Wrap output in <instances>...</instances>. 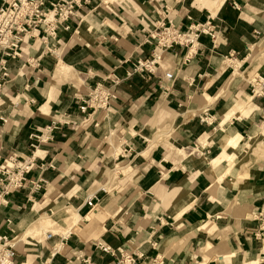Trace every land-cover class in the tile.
Here are the masks:
<instances>
[{"label": "crops", "instance_id": "crops-1", "mask_svg": "<svg viewBox=\"0 0 264 264\" xmlns=\"http://www.w3.org/2000/svg\"><path fill=\"white\" fill-rule=\"evenodd\" d=\"M212 1L80 0L56 39L33 31L20 58L0 54V234L15 241L66 208L81 217L21 239L17 264H115L119 250L144 264H264V0ZM207 22L215 41L159 45L163 27ZM156 55L150 78L128 76ZM115 77L110 121L87 119L82 100ZM9 162L33 168L6 195Z\"/></svg>", "mask_w": 264, "mask_h": 264}, {"label": "built area", "instance_id": "built-area-1", "mask_svg": "<svg viewBox=\"0 0 264 264\" xmlns=\"http://www.w3.org/2000/svg\"><path fill=\"white\" fill-rule=\"evenodd\" d=\"M0 54L6 55V58L18 59L22 53V44L24 38L33 31H40L43 33L42 39H56L58 30L61 26L68 24L77 17L76 6L80 4V0H58L57 2L48 0H0ZM47 5L50 9H46ZM53 15L50 17V15ZM69 29V26H66ZM219 29L211 22L204 24L192 25L186 32L172 27H163L159 34V45L168 47L173 45L189 46L193 49L195 43L199 40L202 34H207L215 41ZM159 55L154 56L152 60H141L134 65L133 71L128 76L139 74L150 78L160 66ZM7 64V62H6ZM7 71V68L3 67ZM7 75V74H6ZM165 78L170 81L173 79L171 73H167ZM120 84L118 78L111 80L109 86L98 85L90 95L82 100L83 105L80 107L83 114H86L87 119L98 116V111L103 112L107 118L111 111L113 101L116 99L114 93L115 87ZM256 86L264 90V78L256 80ZM257 93V91H256ZM94 110L92 113L90 110ZM49 132V131H48ZM40 141V137L36 138ZM11 163H16V158H12ZM14 165V164H13ZM33 168L31 162L20 164L15 168V173L9 179L8 185L3 191V194H9L12 188L22 187L23 180L19 176L30 171ZM11 185V186H10ZM2 197V196H1ZM87 204L93 209L94 199L90 197ZM7 236L0 234V264H17L15 261L16 248ZM99 248L106 254L115 255L116 251L110 246L101 244ZM60 250L56 249L57 254ZM120 257L115 264H144L138 263L139 257L127 253L125 251H117ZM86 264H92L90 259L84 260ZM20 264H29L23 262Z\"/></svg>", "mask_w": 264, "mask_h": 264}, {"label": "rangeland", "instance_id": "rangeland-1", "mask_svg": "<svg viewBox=\"0 0 264 264\" xmlns=\"http://www.w3.org/2000/svg\"><path fill=\"white\" fill-rule=\"evenodd\" d=\"M49 1V0H48ZM47 7H49V9H50V6L49 5H47ZM48 41V40H47ZM254 89L257 91V93L259 94V95H263L264 94V90H262L261 89V87H257V86H255L254 87ZM94 110L92 109L91 110V113L93 112ZM98 116L95 118V121H97L99 124H103L102 122L103 121H110V119H111V117H112V115H111V113L109 114V116L107 117V118H105L104 117V115H103V112L102 113H100V111H98ZM111 115V116H110ZM94 118V116L92 117V119ZM117 134H116V132L115 131H111V134H110V140H112V139H114V137L116 136ZM8 167H9V170H10V176H13V172L14 171H16L15 170V168H16V166L15 165H13V164H11L10 162L8 163ZM0 201H1V195H0ZM67 210H70V208H66V209H63V210H61V212L60 211H56L55 212V214L51 217L50 216V219H51V221L49 222V219H43V217H42V221L40 220V221H38L37 223L39 224H37L36 223V225H37V227H39V228H37L36 229V231H34L33 233H31L30 235H28L26 238H31V237H36V236H38L39 238L41 237L40 235H41V233H43V232H45V231H47V230H49V229H53L54 231H56V228H55V224H54V222H56V221H58V220H62V219H65V217H64V215H65V213L67 212ZM71 210H74V209H71ZM49 222V223H48ZM80 222H81V219H80ZM41 223H42V225H41ZM41 225V226H40ZM69 228H70V226H69ZM18 245V243L15 245V247ZM19 245H21L20 243H19ZM29 264H31V263H29Z\"/></svg>", "mask_w": 264, "mask_h": 264}, {"label": "bare ground", "instance_id": "bare-ground-1", "mask_svg": "<svg viewBox=\"0 0 264 264\" xmlns=\"http://www.w3.org/2000/svg\"><path fill=\"white\" fill-rule=\"evenodd\" d=\"M221 0H214V1H212V5H211V10L213 11V12H217V10L219 9V7L221 6ZM196 5H198L199 7H201L202 5L199 3V2H196ZM53 15V13L50 15V17ZM40 207V205L39 204H36V206H35V209L33 210V215H34V217L36 216V217H38L37 216V210H38V208ZM72 208H70V210H67V212L65 213V215H64V217H65V220L69 223V226H70V230H73L76 226H81V222H80V219H81V217L78 215V213H77V211L76 210H71ZM42 218L41 217H39L38 218V220L40 221ZM43 219H49V222L51 221V219H50V216H48V217H43ZM37 220V221H38ZM64 220V221H65ZM42 221V220H41ZM48 222V223H49ZM38 224V223H37ZM39 225V224H38ZM41 225H42V223H41ZM40 225V226H41ZM43 226V225H42ZM78 226V227H79ZM37 228H39V227H37V225H36V223L34 222L33 224H32V226L31 227H29L27 230V232L26 233H24V232H21L20 233V238H18L17 240H15V241H13L12 243L14 244V246L17 244V243H19L20 241H21V239H25L28 235H30L31 233H33L34 231H36V229ZM75 230V229H74ZM68 231V230H67Z\"/></svg>", "mask_w": 264, "mask_h": 264}]
</instances>
